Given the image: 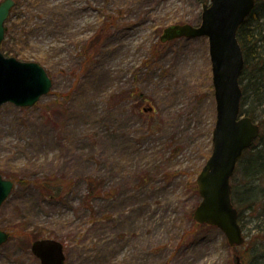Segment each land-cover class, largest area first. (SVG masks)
Returning a JSON list of instances; mask_svg holds the SVG:
<instances>
[{
  "label": "rangeland",
  "instance_id": "374dc122",
  "mask_svg": "<svg viewBox=\"0 0 264 264\" xmlns=\"http://www.w3.org/2000/svg\"><path fill=\"white\" fill-rule=\"evenodd\" d=\"M201 10L200 0H15L1 50L43 66L52 85L31 106L0 105V173L14 181L0 264H40L30 244L43 237L63 243L64 264L246 263L243 243L193 218L216 119L208 39H159L167 25H197ZM257 214H245V240L264 238Z\"/></svg>",
  "mask_w": 264,
  "mask_h": 264
},
{
  "label": "water",
  "instance_id": "95a60500",
  "mask_svg": "<svg viewBox=\"0 0 264 264\" xmlns=\"http://www.w3.org/2000/svg\"><path fill=\"white\" fill-rule=\"evenodd\" d=\"M14 0L0 1V45L4 25ZM255 0H209L202 5L198 25L175 23L163 28L160 39L206 36L211 62L216 119L212 130L211 153L196 176L200 201L193 210L198 223L215 225L230 245L244 241L231 201V183L236 163L243 151L257 138L260 127L250 116L240 114L242 90L239 77L244 65L237 29L251 12ZM51 78L35 61L6 56L0 49V105L31 106L51 88ZM13 181L0 173V205L11 192ZM8 233L0 229V244ZM31 252L41 264H63V244L54 238L31 242Z\"/></svg>",
  "mask_w": 264,
  "mask_h": 264
},
{
  "label": "trees",
  "instance_id": "16d2710c",
  "mask_svg": "<svg viewBox=\"0 0 264 264\" xmlns=\"http://www.w3.org/2000/svg\"><path fill=\"white\" fill-rule=\"evenodd\" d=\"M200 1L203 4L209 0ZM236 35L244 58V66L239 77L242 90L240 111L255 120L253 110L245 109L243 105L248 104L256 108L261 105L264 112V0H255L252 11L238 27ZM4 41L5 34L1 42V49ZM89 52L91 53L90 49ZM256 122L260 126V133L254 143L243 151L234 171V174L238 171L243 173L244 180L241 184L244 188L240 191L241 195L238 196V191L235 189L236 184L232 182L234 180L233 174L231 177V197L235 207L238 204L242 205L241 208L236 207L238 211L237 220L241 228L244 227L246 212L254 213L257 211L256 231L258 234H260L259 231L264 234V229H259L261 218L264 217V190L261 192V196L256 195L251 185V182L257 184L259 181L264 184V117L256 120ZM246 188L249 193L245 191ZM242 246L246 249L243 255L249 253L244 264H264V238L258 239L255 235L253 239L245 240Z\"/></svg>",
  "mask_w": 264,
  "mask_h": 264
}]
</instances>
